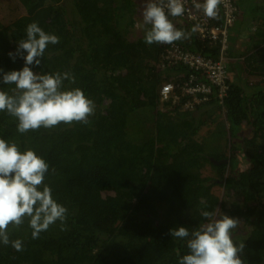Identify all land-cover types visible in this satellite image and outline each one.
Segmentation results:
<instances>
[{"label": "trees", "instance_id": "1", "mask_svg": "<svg viewBox=\"0 0 264 264\" xmlns=\"http://www.w3.org/2000/svg\"><path fill=\"white\" fill-rule=\"evenodd\" d=\"M18 2L24 13L8 24L0 20V88L12 92L3 73L22 69L24 60H13L9 52L35 21L59 42L48 45L33 70L70 72L75 82L66 80L65 87L81 88L94 100L95 112L88 123L23 134L15 117L0 112V138L45 158V183L68 209L63 230L57 221L37 239L27 219L19 228L9 225L10 240H22L23 250L0 242V264H179L177 251L187 254L186 239L173 238L170 229L193 230L205 222L204 210L239 217L243 224L234 240L245 243L244 264H264L262 10L251 16L259 26L253 21L239 52L230 47L238 71L230 74L223 105L213 94L185 109L189 95L177 90L178 100L162 102L159 88L165 79L182 82L177 73L186 67L159 64L167 44L128 37L135 0ZM176 27L190 34L176 41L183 48L207 51L190 25ZM249 76L255 83L246 82ZM215 105L225 111L228 126L219 136L198 139ZM207 164L214 176L202 174ZM216 183L228 189L224 198L213 193Z\"/></svg>", "mask_w": 264, "mask_h": 264}, {"label": "clouds", "instance_id": "2", "mask_svg": "<svg viewBox=\"0 0 264 264\" xmlns=\"http://www.w3.org/2000/svg\"><path fill=\"white\" fill-rule=\"evenodd\" d=\"M222 0H192L193 9L209 19H217ZM185 0H146L142 10L143 24L147 28V44H173L188 39L190 34L178 29L170 17L185 14ZM197 27L192 28L196 32ZM59 37L46 32L38 22L26 27V36L17 41L15 52L24 60L19 70L4 72L2 82L14 85L12 92L0 88V112H7L17 120L21 134L40 128L51 129L61 123H88L95 112V102L79 88H66L67 80L75 82L68 71L36 72L49 44H57ZM2 71V70H0ZM49 164L35 149L21 150L16 142L0 138V242L11 244L16 251L23 250L20 239L10 240L9 225L19 228L27 219L32 238L37 239L57 221L64 229L68 209L52 195V188L45 183ZM205 222L193 230L185 226L170 229L173 238L185 240L187 254L179 257V264H244L241 253L244 241L234 240L239 217L201 211Z\"/></svg>", "mask_w": 264, "mask_h": 264}, {"label": "built area", "instance_id": "3", "mask_svg": "<svg viewBox=\"0 0 264 264\" xmlns=\"http://www.w3.org/2000/svg\"><path fill=\"white\" fill-rule=\"evenodd\" d=\"M185 9L183 16L171 17L173 23L197 27L194 34L204 43L207 51H192L177 42L165 46L159 64L164 68H180L182 65L186 70L177 73L182 82L174 78L164 80L159 88L160 100L175 102L179 99V90L190 96L183 104L185 109H193L196 104L206 102L214 95L223 105L229 89L228 67L232 62L228 31L240 17L239 6L236 0H222L217 19H209L194 11L192 0H185ZM258 26L255 24V28Z\"/></svg>", "mask_w": 264, "mask_h": 264}, {"label": "rangeland", "instance_id": "4", "mask_svg": "<svg viewBox=\"0 0 264 264\" xmlns=\"http://www.w3.org/2000/svg\"><path fill=\"white\" fill-rule=\"evenodd\" d=\"M237 4L239 6V15L238 19L235 21L234 25L229 28L228 35H229V45L235 48V50H238L240 43L242 42V36L244 33H249V30L252 28L251 24H253L254 18L251 16H254V14L260 10H262L260 13L264 17V9L260 8V6L264 7V0H236ZM136 6L135 11L133 13V19L135 20V24L129 27L128 30V37L132 40H136L142 36L145 35V32L148 27L143 24V18H142V10L144 7V4L146 3V0H135ZM24 13V9L22 6L19 5L18 0H0V20L4 24H8L14 19L16 16ZM254 13V14H253ZM69 15L73 16L72 9L70 7L69 9ZM260 19V18H259ZM178 22V21H177ZM256 24L259 25L258 21H254ZM231 55V54H230ZM233 62V61H232ZM238 71V66H232L231 64L228 67V71L230 74H234V72ZM256 77L249 76L246 79V82L248 84H251V80H255ZM253 83H255L253 81ZM206 108L204 107L203 110ZM196 114L198 111L195 112ZM207 121L200 129L199 133L197 134L198 139H201L204 136H211L216 135L219 136L225 129L226 126H228V121L226 118V113L224 110L219 108V106L215 105L213 110L206 115ZM247 128L245 127V131L247 132ZM202 174L204 176H214L215 172L213 167L210 164H207L202 169ZM213 193L220 197L224 198V194L227 193L228 189L219 183H216L212 187ZM239 224H243V222L240 220Z\"/></svg>", "mask_w": 264, "mask_h": 264}, {"label": "water", "instance_id": "5", "mask_svg": "<svg viewBox=\"0 0 264 264\" xmlns=\"http://www.w3.org/2000/svg\"><path fill=\"white\" fill-rule=\"evenodd\" d=\"M211 160L214 162V163H221V162H226L227 160L226 159H222L220 161H216L214 158H211Z\"/></svg>", "mask_w": 264, "mask_h": 264}, {"label": "crops", "instance_id": "6", "mask_svg": "<svg viewBox=\"0 0 264 264\" xmlns=\"http://www.w3.org/2000/svg\"><path fill=\"white\" fill-rule=\"evenodd\" d=\"M232 66H235L236 64L234 62L231 63ZM253 77V76H251ZM254 80L252 79L251 83L253 82Z\"/></svg>", "mask_w": 264, "mask_h": 264}]
</instances>
